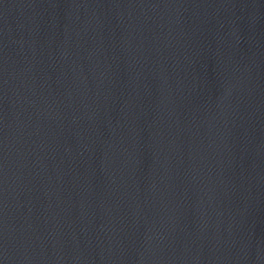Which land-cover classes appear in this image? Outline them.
<instances>
[{
	"label": "water",
	"instance_id": "obj_1",
	"mask_svg": "<svg viewBox=\"0 0 264 264\" xmlns=\"http://www.w3.org/2000/svg\"><path fill=\"white\" fill-rule=\"evenodd\" d=\"M0 264H264V0H0Z\"/></svg>",
	"mask_w": 264,
	"mask_h": 264
}]
</instances>
